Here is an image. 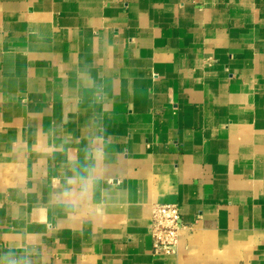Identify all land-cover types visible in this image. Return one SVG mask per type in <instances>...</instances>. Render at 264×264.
<instances>
[{"label": "crops", "instance_id": "obj_1", "mask_svg": "<svg viewBox=\"0 0 264 264\" xmlns=\"http://www.w3.org/2000/svg\"><path fill=\"white\" fill-rule=\"evenodd\" d=\"M0 264H264V0H0Z\"/></svg>", "mask_w": 264, "mask_h": 264}, {"label": "built area", "instance_id": "obj_2", "mask_svg": "<svg viewBox=\"0 0 264 264\" xmlns=\"http://www.w3.org/2000/svg\"><path fill=\"white\" fill-rule=\"evenodd\" d=\"M180 209L174 203L154 204L152 207V238L155 254H174L179 230L183 228Z\"/></svg>", "mask_w": 264, "mask_h": 264}, {"label": "clouds", "instance_id": "obj_3", "mask_svg": "<svg viewBox=\"0 0 264 264\" xmlns=\"http://www.w3.org/2000/svg\"><path fill=\"white\" fill-rule=\"evenodd\" d=\"M84 171L87 172L88 175L76 172L73 176L68 177L66 187L60 193L61 198L66 201L70 207L77 206L89 193L93 177L89 169L85 168Z\"/></svg>", "mask_w": 264, "mask_h": 264}]
</instances>
